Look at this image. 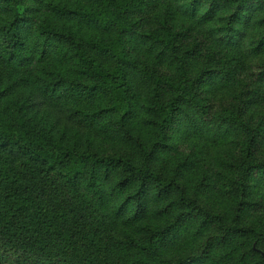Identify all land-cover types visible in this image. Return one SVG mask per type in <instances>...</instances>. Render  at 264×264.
Listing matches in <instances>:
<instances>
[{"label": "trees", "instance_id": "obj_1", "mask_svg": "<svg viewBox=\"0 0 264 264\" xmlns=\"http://www.w3.org/2000/svg\"><path fill=\"white\" fill-rule=\"evenodd\" d=\"M262 52L264 0H0V241L31 264H188L253 238L264 264V221L243 226L253 194L264 213V73L245 58ZM180 137L231 139L235 163L188 194ZM218 180L228 217L202 194ZM87 204L126 242L78 216Z\"/></svg>", "mask_w": 264, "mask_h": 264}, {"label": "rangeland", "instance_id": "obj_2", "mask_svg": "<svg viewBox=\"0 0 264 264\" xmlns=\"http://www.w3.org/2000/svg\"><path fill=\"white\" fill-rule=\"evenodd\" d=\"M244 43H247L246 41ZM246 47V45H245ZM246 58V62L248 63V65L250 66V73L253 79L260 77L261 74L264 73L263 67H264V52L259 53L258 55L254 56V57H245ZM262 89L264 90V81L262 83ZM227 99V96H220V98L218 99V101L215 102L214 107L213 108H219V110L222 109V106L224 105H228L229 103H225ZM221 105V106H220ZM51 128V125L49 124L47 128ZM55 134H58L55 131ZM179 137L178 132L176 131L174 136L175 137ZM178 148L180 149V151H182V153H184V155L187 157L186 159H188V162L190 163V165L192 164L194 166V172L190 171L189 174H192L190 177V181L192 179H194L191 182L190 188H188L189 193L191 194L193 192V189L195 188V186L200 185V187L204 186V182L201 183L202 180H199L197 182H195V180L198 178V176L200 177L201 175L204 176L206 175L207 177H215L218 176L220 177V172H226L228 173V171H226V166H228V162L230 164H234L235 162H230L232 159L233 155L237 154V149L234 147V145L232 144V140L228 139V140H224L221 142H217L212 140L211 138H206L204 139L202 142H197V144H195V141H190L189 143H185L183 142V139L178 138ZM195 150H196V154H195ZM195 154V155H194ZM229 157L230 161L226 162V158ZM190 169H192L190 167ZM261 173L258 171V169L254 170L252 172V180H253V184H255L257 181H259L260 177H261ZM55 182L53 179H45L44 182L42 181L41 183V187L43 188L44 191L50 193L53 190L51 189V183ZM229 184L227 185H223V195H219L216 191L219 189V187H221V184L217 183V187L214 190V194H206L205 192H202V194H205L203 197L205 199V202L207 203L208 201H210L211 199L208 197V195L210 196H219V199L221 200V198H223V203L226 205L225 207H223V210H218L214 205L213 202L211 203H207L209 205V207L212 209L214 208V210H218L219 212H221L222 214L224 213V215H226V217L230 216L232 213V208H231V201H229L228 199V195L230 194V190H229ZM256 194H253L252 196V200H251V204H252V209L253 212L250 214L249 212V216L247 217V221L245 224H243V226H248L250 224H255V221L257 220L262 222L264 221V213H255L257 209H260L259 207V200L261 199V195L255 196ZM264 200V198H262ZM264 202V201H263ZM262 207H264V203H262ZM214 213V212H213ZM81 216L82 218L86 219L87 222L91 223L90 225L92 227H99L101 228V231H104L103 233L105 234V236H107L110 240L111 243H113L114 245H117L119 243H124L126 242V226L124 224V222L122 221L121 224L118 223V225H116V216H115V212H110L107 211L106 213L103 211L98 210L97 212H95V209H93L89 204L84 205L82 207L79 208V213L78 216ZM231 219V217H229ZM261 219V220H258ZM226 221L231 225L232 223L230 221H228L226 219ZM213 225H208L207 229L203 232L204 237H198V243L195 245L196 247L199 245H208L209 241L206 239V236L210 235V231L208 229H212ZM208 230V231H207ZM129 233L135 237L137 240L143 238V235L141 234L140 228L138 226H134L131 229L128 230ZM3 238V237H0ZM184 238H182L181 240H183ZM253 240V238H251L250 240L245 241V245L243 247L242 252H235L233 251V253H231L229 256H227V253L222 250L220 251V249H214L215 253H212L210 255H207L204 258H199L198 260H189L188 264H254L255 260H253L254 256L251 254H248V250L249 248H251V241ZM240 240H237L236 242H238ZM0 244L4 247H6L5 249H0V264H31L28 261H24L23 259H21V257H19L17 254H15L14 252H12L10 249L13 247L12 244H8L7 242L4 241H0ZM232 248V247H231ZM264 249V245L263 247H261ZM180 250V246L177 248H173L171 249V253L174 254H178ZM244 254H247V258L244 260ZM255 259V258H254ZM39 264H49L48 261H42Z\"/></svg>", "mask_w": 264, "mask_h": 264}, {"label": "water", "instance_id": "obj_3", "mask_svg": "<svg viewBox=\"0 0 264 264\" xmlns=\"http://www.w3.org/2000/svg\"><path fill=\"white\" fill-rule=\"evenodd\" d=\"M263 260H264V255L262 254Z\"/></svg>", "mask_w": 264, "mask_h": 264}]
</instances>
